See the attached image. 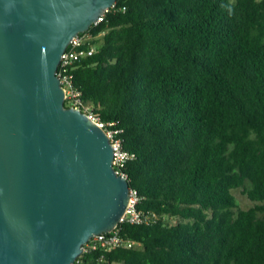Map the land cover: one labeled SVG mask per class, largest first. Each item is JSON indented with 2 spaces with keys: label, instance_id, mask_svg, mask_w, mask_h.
<instances>
[{
  "label": "trees",
  "instance_id": "1",
  "mask_svg": "<svg viewBox=\"0 0 264 264\" xmlns=\"http://www.w3.org/2000/svg\"><path fill=\"white\" fill-rule=\"evenodd\" d=\"M89 32L73 83L147 220L74 264H264V0H118Z\"/></svg>",
  "mask_w": 264,
  "mask_h": 264
},
{
  "label": "water",
  "instance_id": "2",
  "mask_svg": "<svg viewBox=\"0 0 264 264\" xmlns=\"http://www.w3.org/2000/svg\"><path fill=\"white\" fill-rule=\"evenodd\" d=\"M116 0H0V264H74L123 217L108 136L64 107L67 45Z\"/></svg>",
  "mask_w": 264,
  "mask_h": 264
},
{
  "label": "built area",
  "instance_id": "3",
  "mask_svg": "<svg viewBox=\"0 0 264 264\" xmlns=\"http://www.w3.org/2000/svg\"><path fill=\"white\" fill-rule=\"evenodd\" d=\"M117 1L118 0H116V2ZM115 4L110 9H108L93 25L101 22L104 15L108 11L112 10ZM96 38L97 36H93L89 30L79 33L73 37L60 57L56 76L63 89L64 107L77 109L83 112L99 128L104 130L109 138L113 150V158L111 162L112 167L116 174L122 175L126 178L122 171L126 163L132 158V155L123 149L122 142L118 137L119 130L115 128V125L112 122H102L83 104L81 100V92L76 89L73 83V72L79 63L83 59L88 58L96 53ZM128 194V204L123 217L119 221V224L123 222L129 224H140L146 222L147 217L136 209V204L138 202L137 192L133 189H129ZM118 225L111 232L92 236L83 246V253H91L93 251L109 252L117 248H140V243L120 236Z\"/></svg>",
  "mask_w": 264,
  "mask_h": 264
},
{
  "label": "rangeland",
  "instance_id": "4",
  "mask_svg": "<svg viewBox=\"0 0 264 264\" xmlns=\"http://www.w3.org/2000/svg\"><path fill=\"white\" fill-rule=\"evenodd\" d=\"M235 0H230V2H234ZM102 36L103 34H99L95 40V42H97V44L99 45V43L101 42V39H102ZM236 200H237V205H238V208L239 209H242V210H246L248 208H250L252 206L251 202H249L246 197L244 195L241 194V191L240 189L238 190H235L233 192ZM174 220V219H173Z\"/></svg>",
  "mask_w": 264,
  "mask_h": 264
}]
</instances>
